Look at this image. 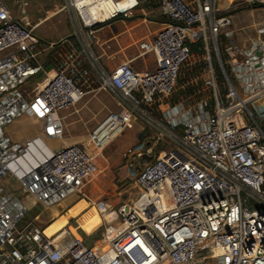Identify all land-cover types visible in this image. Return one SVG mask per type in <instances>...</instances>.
<instances>
[{"label": "built area", "instance_id": "2783aa9c", "mask_svg": "<svg viewBox=\"0 0 264 264\" xmlns=\"http://www.w3.org/2000/svg\"><path fill=\"white\" fill-rule=\"evenodd\" d=\"M66 1L32 23L0 0V264H264V16L242 46L232 13L264 14V0ZM91 5L109 8L110 15L86 23L82 10ZM65 8L79 18L76 34L94 61L99 25L140 18L162 23L151 40L138 44L142 55H155L156 66L140 71L123 62L97 74L95 66L79 63L86 57L74 47L68 63L26 92L25 83L46 72L36 29ZM186 71L193 75L183 82L194 87V96L172 105L166 100ZM102 90L115 94L120 111L88 135L92 153L80 142L50 149L49 170L37 185L45 208L71 198L102 171L98 155L136 116L144 119L141 143L123 153L138 170V197L119 207L93 202L104 222L95 248L67 239L65 231L46 236L25 220L28 207L6 182L15 180L25 151L9 131L16 119H41L52 137L62 138L59 112Z\"/></svg>", "mask_w": 264, "mask_h": 264}, {"label": "crops", "instance_id": "0c3cea01", "mask_svg": "<svg viewBox=\"0 0 264 264\" xmlns=\"http://www.w3.org/2000/svg\"><path fill=\"white\" fill-rule=\"evenodd\" d=\"M162 27V23L160 22L148 21L141 18L111 20L100 27L97 32L98 42L93 45V51L95 56L99 58L98 61H94L88 57L90 51L87 43L84 38L78 36L76 32L61 37L59 40L42 41L39 46L42 50L40 54V63L45 66L47 73L45 72L44 74L30 79L25 83L24 88L35 81L43 80L44 76L46 78L51 77L60 66L70 61L69 56L74 47L76 48H74V50L81 52L82 56L86 57V60L80 59L79 63H81L82 66H95L97 74L111 72L116 66L123 62H130L136 70L140 71L154 68L156 66L155 55L152 53L142 55L138 44L144 40H151ZM253 35L254 34H252L251 37H253ZM64 38H69L67 43L60 44V41ZM244 42L245 45L249 44L248 41L247 43L246 41ZM49 43L54 44V46L48 47ZM3 56L4 54H1L0 58ZM213 64L217 66V62ZM198 67L199 66L196 65V68ZM43 83L41 85H43ZM194 90V87H189L187 81H181L174 95L166 101L175 105L194 96ZM25 91L29 92L26 89ZM30 93L32 92L30 91ZM89 95L77 104L70 106L69 108H73L70 111L66 113L60 111L58 117L62 123V139L64 138L63 141L69 142L75 138L71 133L77 134L75 129L71 130L70 120L74 114L82 113L89 127L87 131L85 130L76 138L85 137L86 140L80 141V143L92 153L93 149L88 142V135L102 124L110 114L119 112L120 108L117 106L115 94L110 90H102L97 94ZM25 116L26 115H23L13 122L14 129L12 133L15 139L18 137L19 140H16L26 151V143L22 142L23 140L21 138L32 137L37 140L39 137L37 133V129L39 128L38 124L40 123L42 126L45 125V123L44 121L29 116L28 118H23ZM80 118L83 119L82 116ZM25 123L29 125V128L23 127L22 129L21 126ZM146 129L147 127L144 119L141 116H136L131 126L126 128L118 136L119 138L114 143L112 142L107 146L96 158V163L102 171L81 182L79 190L75 195L54 207L45 208L41 205L36 189V177H33L30 182L27 181V184L24 182L28 189V194L22 197L28 207L25 220H34L41 226L43 232L48 237L54 236L66 225L71 227L73 224L75 225L74 230H72L73 238H82L87 245L99 248L101 246L100 234L104 222L93 202L104 200L109 205L118 207L123 204L132 203L137 199L139 193L136 184L138 170L126 164L123 153L127 148L137 146L141 143ZM28 140H31V138ZM43 140L45 143L48 142V148L50 149L64 146V144L59 143L58 140L52 138V136L49 137L45 135ZM22 166L24 169L27 168L25 165ZM20 169L18 168L15 170L19 172ZM41 214H49L52 216V222L47 224L40 220ZM62 219H66V224L64 226L59 225ZM56 226L58 228L56 233L50 235L48 232L49 228Z\"/></svg>", "mask_w": 264, "mask_h": 264}, {"label": "rangeland", "instance_id": "374dc122", "mask_svg": "<svg viewBox=\"0 0 264 264\" xmlns=\"http://www.w3.org/2000/svg\"><path fill=\"white\" fill-rule=\"evenodd\" d=\"M7 2L11 6L13 13L16 16H18V17L19 16L20 17L29 16L32 23H37L38 21L45 18L47 16L48 12L55 11L62 6L67 5L66 0H40V1L39 0L38 1H35V0H7ZM152 8H153V6L149 2H147L145 4V10L146 11H150ZM235 15H236L234 17L235 18L234 19V22H235L234 23V29L236 31L235 39L241 45H243V44L245 45V42H244V41H246L245 40V34H247V35L249 34V36L251 37V35H252L251 26L254 25L255 23H257L258 21H261L263 19L264 14L262 13L261 10H248V9L240 10L239 9L238 11L235 12ZM251 20H252V22H251ZM253 22H255V23H253ZM79 28H80L79 18L76 16V14L74 13V11L72 9L65 8L63 11L59 12L55 16L51 17L50 19H48L44 23H42L40 25V27H38L36 29V35L42 41L59 40L61 37H65L67 35H70V33L72 34L73 32L79 31ZM246 43H247V41H246ZM213 63H216L214 58H213ZM189 75H193V73H189L188 71H186L183 74L181 81H184L185 79H187V77ZM45 78L46 77L44 76L43 80L37 81V82L35 81V82L27 85L26 88H24V89H26L29 92L31 91L33 93L46 80ZM89 96H91V95H89ZM71 109H73V108L68 107L67 109L62 110V113H66L67 111H70ZM80 114H81L83 119L80 118L81 117ZM80 114H77V113L74 114L70 120L71 121V125H70L71 130L75 129L77 132V134L71 133L75 137V138H73L72 141L65 142V141H63L64 138L63 139L62 138H54V137H52V138L58 140L59 143H62L64 145L86 140L85 137L76 138L77 136L81 135V133H83L85 130L87 131V129L89 127V125L86 123L85 117L82 115V113H80ZM78 116H80V117H78ZM23 118H28V116H25ZM38 120H41V119H38ZM41 121H43V120H41ZM23 127L29 128V125H27L25 123L23 126H21L22 129H23ZM38 127L39 128L37 129V133H38L39 137L37 140L32 138V137H22L21 138L23 140L22 142L26 143L27 146L25 145V147H27V150L24 151L21 154V156L19 157V159L16 161L15 169L22 168L23 167L22 165L27 166V168L20 169L19 172L16 173L15 180H13L12 182L11 181L9 182V180H7L6 183L9 185L13 195L21 196V197L27 195L28 189H27L26 184H27V181L30 182L33 177H36V180H37L36 189H37V185L39 184L38 183L39 177L42 174H45L49 170L48 153H49L50 148H48V144H47L48 142L45 143V141L43 139H44L45 135L51 137V134L48 131L46 125L41 126V124L39 123ZM13 129H14V126L12 124L9 126V131L12 133ZM29 138H31V140H28ZM118 138L119 137H117L113 141V143ZM16 139L19 140L18 137H16ZM24 182H26V184ZM10 184H11V186H10ZM40 220L49 224L50 222H52L53 219H52V216H50L49 214L48 215L41 214ZM65 221H66V219H62L60 221L59 225L64 226L66 224ZM74 226L75 225H73V224L71 227L69 225L68 226L66 225L56 234L62 233L63 231H65L66 232V238L70 239V238H72V230H74ZM57 229H58L57 226L52 227V228L50 227L48 232L51 235V234L55 233Z\"/></svg>", "mask_w": 264, "mask_h": 264}, {"label": "bare ground", "instance_id": "6f19581e", "mask_svg": "<svg viewBox=\"0 0 264 264\" xmlns=\"http://www.w3.org/2000/svg\"><path fill=\"white\" fill-rule=\"evenodd\" d=\"M86 10H82V15L86 23L88 24H94L97 22H101L108 18L110 9H102V8H96L94 5L85 7ZM253 12V11H252ZM252 19V18H251ZM255 19V18H254ZM260 19V18H259ZM262 19V18H261ZM252 22V20H251ZM125 23V22H124ZM255 23V22H253ZM261 22L255 23V26H258ZM125 25V24H124ZM152 25V24H151ZM155 27V26H154ZM126 28V27H125ZM127 30V29H126ZM155 31V30H154ZM121 33V32H120ZM130 34V33H129ZM242 37V36H241ZM103 39V38H102ZM111 39V38H110ZM120 39V38H119ZM147 39V38H146ZM137 48V47H136ZM260 102H264V99H261ZM131 131V130H130ZM132 133V132H131ZM109 146V145H108ZM109 153V152H108ZM112 162V161H111ZM108 168V167H105ZM106 176V175H105ZM109 180V179H108ZM30 196V195H29ZM66 222V221H65ZM56 233V232H55ZM54 234V233H53ZM52 235V234H51Z\"/></svg>", "mask_w": 264, "mask_h": 264}, {"label": "trees", "instance_id": "16d2710c", "mask_svg": "<svg viewBox=\"0 0 264 264\" xmlns=\"http://www.w3.org/2000/svg\"><path fill=\"white\" fill-rule=\"evenodd\" d=\"M236 11H234V12H232V13H235ZM108 22H110V21H108ZM108 22H106L105 24H107ZM105 24H102V25H99L98 27H102L103 25H105Z\"/></svg>", "mask_w": 264, "mask_h": 264}]
</instances>
